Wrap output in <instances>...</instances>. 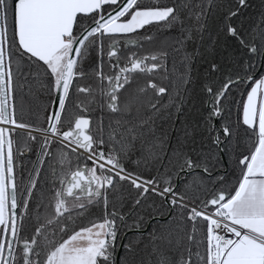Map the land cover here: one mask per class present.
<instances>
[{
	"label": "snow or ice",
	"instance_id": "1",
	"mask_svg": "<svg viewBox=\"0 0 264 264\" xmlns=\"http://www.w3.org/2000/svg\"><path fill=\"white\" fill-rule=\"evenodd\" d=\"M249 6L0 0V264H264V0L246 25ZM33 84L42 122L17 115Z\"/></svg>",
	"mask_w": 264,
	"mask_h": 264
},
{
	"label": "trees",
	"instance_id": "2",
	"mask_svg": "<svg viewBox=\"0 0 264 264\" xmlns=\"http://www.w3.org/2000/svg\"><path fill=\"white\" fill-rule=\"evenodd\" d=\"M162 2H167V0H162ZM249 2V7L247 9L242 10L243 11V16L242 19L244 20L245 24H255L259 20V15L261 12V0H248ZM154 47L153 45H145L146 49H151ZM171 51V50H170ZM174 55V53H173ZM179 59V57H177ZM199 67V65L194 66V74L196 69ZM167 83V81H164ZM34 89L33 95H27V89H25V103L26 106L31 108V111L26 110L23 114V117H21V113L18 110L17 115L18 118H23L25 120L29 121H37V122H42L44 118V112H43V106L44 105H49L51 107V101L50 98L48 97L47 93L41 94V90L39 89L37 84L32 85ZM237 100H239V96L236 97ZM187 112L191 114L192 112V107L189 105L187 107ZM35 113V114H33ZM144 115L150 116L153 120H155L156 124L159 126H162L166 129H168L170 132L174 131V129H178L180 127V119L177 118L175 115H172L171 117H167L166 114H161V115H155L151 112H145ZM163 117V118H162ZM38 118V119H37ZM232 119L235 121L236 120V111L235 108L233 109L232 113ZM19 138L21 140L20 148L21 151H24L25 155L18 157V162L22 164L26 169H31L32 164L35 162L37 159V153H38V145H33L31 142H29L32 151L29 153L27 148H25L23 140H24V134L20 133ZM227 158V156H226ZM85 223L87 222L86 220L84 221ZM131 224V221H129ZM147 225L142 226V229H144ZM155 226V221L152 222L150 225L149 229L147 232L144 233V236L147 235L148 232L151 231V228ZM128 239H142L139 233L133 232L127 235V239H125V243L127 242ZM140 248H143V244L139 245ZM155 259V257H153Z\"/></svg>",
	"mask_w": 264,
	"mask_h": 264
},
{
	"label": "water",
	"instance_id": "3",
	"mask_svg": "<svg viewBox=\"0 0 264 264\" xmlns=\"http://www.w3.org/2000/svg\"><path fill=\"white\" fill-rule=\"evenodd\" d=\"M224 159H225V161H227L226 156L224 157ZM164 218H166V217H164ZM162 219H163V218H162ZM152 222H153V221H149V222H148V225H147L144 229H142L143 233H145V232L148 231V229H149L150 225L152 224ZM133 232H136V231H128V232L126 233V236H127L128 234H130V233H133ZM123 242L125 243V240H124Z\"/></svg>",
	"mask_w": 264,
	"mask_h": 264
}]
</instances>
